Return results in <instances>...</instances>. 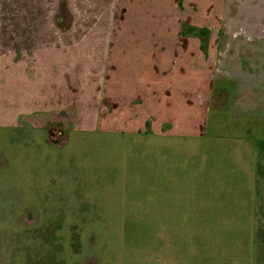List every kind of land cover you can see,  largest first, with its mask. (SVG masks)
Listing matches in <instances>:
<instances>
[{"label":"rangeland","instance_id":"rangeland-1","mask_svg":"<svg viewBox=\"0 0 264 264\" xmlns=\"http://www.w3.org/2000/svg\"><path fill=\"white\" fill-rule=\"evenodd\" d=\"M18 2L0 0L1 44L6 42L7 15L22 14ZM71 4L73 32L86 34L101 29L103 19L112 31L143 29L149 22L155 26V15L164 29L172 30L182 22L197 26L205 20L206 28L218 32V42H228L224 38L235 25L251 31L262 24L231 22L229 0L222 5L186 0L183 8L177 0ZM46 5L47 14H53V0ZM69 14L63 6L61 15ZM4 55L2 48L0 99L6 80ZM82 73L73 75L82 79ZM151 76L152 84L163 91L158 107L165 109L175 95L168 75ZM189 79L196 85L190 93L200 87V93L213 96L206 131L193 138L151 135L149 129L117 134L102 125L85 130L77 117L68 136L53 134L56 140L47 143L46 135L28 125L15 131L0 126V264H264L261 216L254 224L239 164L244 152L231 146L245 141L249 126H260L264 118H250L241 103L244 114H237L233 81L215 77L203 85L194 70ZM188 108L199 130L203 114L192 99ZM3 110L0 103V113ZM126 122L135 125L132 118Z\"/></svg>","mask_w":264,"mask_h":264},{"label":"crops","instance_id":"crops-1","mask_svg":"<svg viewBox=\"0 0 264 264\" xmlns=\"http://www.w3.org/2000/svg\"><path fill=\"white\" fill-rule=\"evenodd\" d=\"M17 1L22 14L7 15L3 32L6 42L0 43L6 72L0 99L4 105L1 129L15 131L28 125L46 135L49 143L56 140L55 135L59 139L62 134L68 136L79 117L85 130H97L102 125L117 134L135 135L149 129V134L165 137L200 136L206 131L213 96L200 93V87L190 93V87L196 86L190 82V70L203 78V85L209 86L215 77L233 81L237 93L233 108L237 114H244L240 107L245 104L250 118H264V0H229L234 13L231 22L262 24L251 31L235 25L224 38L228 42H218V32L206 28L205 20L193 26L209 30L205 52L198 38L183 36V22L177 30L164 29L165 23L154 15L155 26L149 22L143 29L112 31L103 19L101 29L87 36L73 32L72 0H53V14H47L46 0ZM185 1L177 0V5L183 8ZM221 1L214 0L218 4ZM63 6L69 15H61ZM202 12L206 15L205 6ZM216 17L213 15L214 22ZM78 72H84L82 79L73 75ZM218 72L234 73L228 77ZM151 74L168 75V87L175 92L167 97L165 109L158 107L157 99L163 91L157 89L155 81L152 84ZM189 99L194 101L198 114H203L199 130L195 128L197 123L189 119ZM130 118L135 120L133 127L126 125ZM247 132L245 141L231 146L244 152L239 154V164L244 168H239L245 174L246 197L255 216L254 224L259 223L260 215L264 231V122L249 126Z\"/></svg>","mask_w":264,"mask_h":264},{"label":"trees","instance_id":"trees-1","mask_svg":"<svg viewBox=\"0 0 264 264\" xmlns=\"http://www.w3.org/2000/svg\"><path fill=\"white\" fill-rule=\"evenodd\" d=\"M181 31L183 36H193L200 40L201 42V50L205 52L208 44L209 30L206 28H198L193 26H188L186 24H182Z\"/></svg>","mask_w":264,"mask_h":264}]
</instances>
